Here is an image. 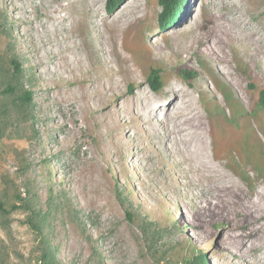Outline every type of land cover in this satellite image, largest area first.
<instances>
[{
	"label": "rangeland",
	"instance_id": "obj_1",
	"mask_svg": "<svg viewBox=\"0 0 264 264\" xmlns=\"http://www.w3.org/2000/svg\"><path fill=\"white\" fill-rule=\"evenodd\" d=\"M252 8L249 0H188L181 20L162 32L157 0H127L112 14L105 0H0V56L14 53L34 74L37 115L31 142L0 136V188L2 176L16 178L22 195L29 185L43 206L51 192L66 193L76 218L53 221L61 264H183L199 250L208 264H264V216L241 206L253 188L264 191L263 14ZM75 15L88 17L77 25L92 37L91 62L62 48L79 42L64 33ZM112 21L122 35L102 44ZM253 29L263 42L245 35ZM151 69L160 72L158 92L146 81ZM100 81L111 90L100 93ZM172 99L185 112L178 119L166 107ZM195 111L209 152L215 147L236 183L232 192L200 182L180 152L183 141L195 148L184 119ZM16 151L29 163L25 172ZM0 246L2 264H40L42 247L22 211L8 226L0 220Z\"/></svg>",
	"mask_w": 264,
	"mask_h": 264
},
{
	"label": "trees",
	"instance_id": "obj_2",
	"mask_svg": "<svg viewBox=\"0 0 264 264\" xmlns=\"http://www.w3.org/2000/svg\"><path fill=\"white\" fill-rule=\"evenodd\" d=\"M127 0H105L107 14H112L120 8ZM160 11L157 16L158 29L165 32L181 20L185 13L188 0H157ZM6 22L5 17L2 18ZM4 23V22H3ZM10 29L4 31V35L10 36ZM185 78L194 77L195 72L179 69ZM35 77L32 72L23 68L20 60L14 53L10 52L0 56V136L11 140H24L31 142L35 139L36 111L33 101V83ZM147 84L153 92L162 88L160 72L151 69L147 76ZM261 103H264V91L260 94ZM16 157L20 162L21 171H27L29 163L16 151ZM3 187L0 188V220L7 223L11 214L16 211L25 213V223L33 230L42 247L37 262L40 264H61L56 259L52 236L54 232V218L58 214L65 213L70 219L76 218L75 209L65 192L50 193L47 205H41L29 185H26L25 195L18 188L16 178L2 176ZM128 218L132 217L127 213ZM0 246V261L2 260ZM208 252L202 254L199 250L197 256L183 264H208L206 260ZM2 264V262H0ZM101 264V263H100ZM168 264V263H166Z\"/></svg>",
	"mask_w": 264,
	"mask_h": 264
},
{
	"label": "bare ground",
	"instance_id": "obj_3",
	"mask_svg": "<svg viewBox=\"0 0 264 264\" xmlns=\"http://www.w3.org/2000/svg\"><path fill=\"white\" fill-rule=\"evenodd\" d=\"M60 1V0H59ZM264 2V0H249V3L250 5L253 7L248 13H251L253 10H258V14H263V17H260L258 20H257V23H258V26L260 27V31L264 34V5H262V3ZM246 3H247V0H246ZM60 4V3H59ZM82 4V3H81ZM237 6V5H236ZM64 7H68V11L69 13L73 14L74 12V8L72 6V3H67L64 5ZM83 7V6H82ZM251 8V7H250ZM63 9V8H62ZM67 9V8H66ZM64 10V9H63ZM76 10V9H75ZM78 10V9H77ZM79 11V10H78ZM242 11V10H241ZM240 11V12H241ZM71 14V15H72ZM91 14V13H90ZM88 16V15H87ZM91 16V15H90ZM247 17V16H246ZM250 17L253 18L254 16L252 14H250ZM75 21H74V26L69 28V29H66L65 30V39L66 40H71L73 37H75L77 35L78 37V43H74V42H69L67 44H65L63 48L64 51H68V52H71V53H76V52H80L81 54L84 55V59L85 61L87 60L88 62H91L92 61V58L93 56L90 54V51L93 47V44L91 43L92 41V37L90 36V34L88 35L89 38H87V36L84 34L82 35V33H79L78 31V26L77 25L80 21V23H85V21L87 20L88 17H86V15H75ZM91 18V17H90ZM63 19V18H62ZM69 19V18H68ZM91 20V19H90ZM87 21L86 24H92L93 21ZM72 21V20H71ZM115 21V20H114ZM112 21L111 25H110V29L107 31H104L103 32L107 33L106 34V39L102 36L103 35V32L100 30L98 31L99 34L103 37V42L102 44L106 43V40L109 41L111 40L112 42H117L119 40V38L121 37V28L118 27L117 23ZM96 22V21H95ZM244 22L245 19H244ZM241 23V22H240ZM243 24V23H242ZM93 26L97 27V28H100V24L97 23H94L92 24ZM241 25V24H240ZM76 26V30H74ZM103 27V26H101ZM246 27V25H245ZM244 27V28H245ZM246 29V28H245ZM244 29H243V33H244ZM247 31V30H246ZM253 32H249L248 33H245V35H249L251 38L255 39V41H262V38L260 35H256V31L254 32V29L252 30ZM260 31H258L260 33ZM97 33V32H96ZM260 33V34H262ZM239 36V35H238ZM244 38V36H242ZM248 37V36H246ZM245 37V38H246ZM71 38V39H70ZM239 38V37H238ZM249 38V37H248ZM247 38V39H248ZM98 39V38H97ZM237 39V38H236ZM246 39V41H247ZM250 40V39H248ZM238 41V40H237ZM243 42V41H242ZM241 42V43H242ZM245 42V41H244ZM248 42V41H247ZM252 42V41H251ZM254 42V41H253ZM73 43V44H72ZM117 44V43H116ZM261 44V43H259ZM263 44V43H262ZM118 47V45H116ZM120 48V51H122V48ZM262 48H264L262 46ZM259 50V49H258ZM263 50L260 48V51ZM119 52V51H118ZM117 52V53H118ZM221 52V51H220ZM120 53V52H119ZM118 53V54H119ZM103 54L107 55L106 51L103 50ZM82 56V55H81ZM108 56V55H107ZM120 56V55H119ZM121 57V56H120ZM224 60V61H223ZM130 60L128 59V57H124L122 56V62L124 63H128ZM226 56H224L223 59L219 58L218 59V62L220 64L226 62ZM107 64H110L112 61L111 60H107L105 61ZM128 66V65H127ZM125 66V70L129 69V67ZM72 72V70H69ZM73 73V72H72ZM86 74V71L83 72V69H82V72L80 73V76H82V74ZM226 74L229 75V73L226 71ZM231 77V75H230ZM84 78V77H83ZM79 80L78 81H82V79L79 77L78 78ZM85 79V78H84ZM98 79V78H97ZM232 79V78H231ZM99 80V79H98ZM230 80V79H229ZM233 80V79H232ZM233 83V82H232ZM102 87V89L100 90V93L101 91L104 89L105 91H110L111 88H112V85L108 84L106 87H104V83L103 82H98L97 84V90H99L100 88ZM183 100V99H182ZM170 101V100H169ZM178 102L175 101V99H172L171 102H168L166 103V107L167 109H173L175 108V114L177 115V119H178V115H179V118L181 117V115H184L185 112L183 110V108L181 107V105H176ZM188 103H186L187 105ZM218 104V103H217ZM188 107H189V104H188ZM193 109V108H192ZM191 109V110H192ZM190 110V109H188ZM187 111V110H186ZM187 113V112H186ZM193 114V112H191ZM190 114V113H189ZM195 114H197V118H194V117H190L189 119H186L183 118L188 121L189 123H191V126L190 128L192 129L191 130V133H188L190 136H193V138L195 139V143L196 145L194 146L195 148H190L189 145L186 146L185 144V141H183V148L181 147L180 148V152L181 154L183 155V153L187 152L189 158H186L185 160L188 162L189 164V167L193 170L194 173H196V175L198 176V179L200 182H205V184H208L209 186L211 185L212 187L218 189V192H232L233 189L235 188L236 186V183L234 182V180L232 179V177L225 171H222V168H220L221 166L224 167V168H227L226 167V162H222L221 161V158L218 157V154L216 153V149L215 147H212V152L210 153L208 148H209V144H207V141L205 139V135H204V129H203V121L201 118L200 115H198V113L195 111ZM188 116V115H187ZM186 116V117H187ZM184 119H181L182 122H184L185 120ZM179 124H181L179 122ZM182 125V124H181ZM183 126V125H182ZM185 126V125H184ZM188 127V126H187ZM185 131V130H184ZM182 132V130H181ZM186 132V131H185ZM190 132V131H188ZM187 133V132H186ZM185 134V133H184ZM183 134V136H184ZM181 137V136H180ZM187 137H189L187 135ZM182 139V138H181ZM179 139V140H181ZM191 140V139H190ZM181 143V142H180ZM188 144V143H187ZM192 145V144H190ZM180 146V145H178ZM201 151V152H200ZM204 153V154H203ZM220 155V154H219ZM185 156V155H184ZM182 157V156H181ZM186 157V156H185ZM184 160V159H183ZM185 162V161H184ZM187 164V165H188ZM239 188V187H238ZM215 190V189H214ZM253 192V200L250 201V199L247 201L248 203L247 204H242L241 206L243 207L244 210H246V213L250 212V209H253L256 213H259L257 214V216L255 218H257L258 220L260 218H262L264 216V191L263 189L261 188H253L252 190ZM229 195V194H228ZM238 196V195H237ZM238 198V197H237ZM241 198V196L239 197ZM245 198V197H244ZM248 199V198H246ZM245 199V200H246ZM241 200V199H240ZM244 201V200H243ZM241 204V203H240ZM263 247V246H262Z\"/></svg>",
	"mask_w": 264,
	"mask_h": 264
}]
</instances>
